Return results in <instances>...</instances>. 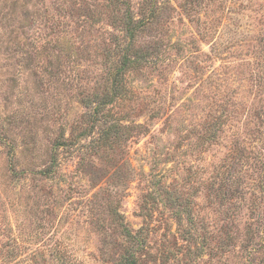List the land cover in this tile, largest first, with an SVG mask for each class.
<instances>
[{
	"label": "rangeland",
	"instance_id": "obj_1",
	"mask_svg": "<svg viewBox=\"0 0 264 264\" xmlns=\"http://www.w3.org/2000/svg\"><path fill=\"white\" fill-rule=\"evenodd\" d=\"M108 1L0 0V264H118L112 205L141 264H264V0H154L108 105L130 128L100 144L83 100L120 60Z\"/></svg>",
	"mask_w": 264,
	"mask_h": 264
},
{
	"label": "trees",
	"instance_id": "obj_2",
	"mask_svg": "<svg viewBox=\"0 0 264 264\" xmlns=\"http://www.w3.org/2000/svg\"><path fill=\"white\" fill-rule=\"evenodd\" d=\"M108 5L112 6L111 9L114 11L115 23H117L122 32L120 37L118 35L116 36V38H120L117 42V49L121 52L120 60L109 72L108 77H110V84L107 92L102 93L100 96H96L95 99L85 98L83 100L85 105L91 108V128L94 126H102L101 133L97 138V143L100 144H106L110 140L116 138L120 129L130 128V125L122 124L119 119H111L110 109L112 107H108V105L112 104L118 98H121L122 100L127 99L125 92L128 90L125 88V73L142 65L143 60L147 58V55L142 53L141 47L136 46L135 42L137 35L143 28L153 21L158 11L157 9L159 8L154 0H145L143 4L142 0H140L136 4L138 5L137 9L133 8L132 0H109ZM86 130L87 128L83 131V135L86 133ZM216 130L217 128L212 131L213 138L216 137ZM74 139L77 138L74 137ZM72 141L73 137L64 138L59 144L68 145L69 143L71 144ZM10 161L12 164L16 163L15 154L12 152L10 155ZM262 162H264V160H262ZM53 163L54 164L51 168H46L45 170H42V172L51 173L54 170L55 161ZM241 166H243V163H241ZM15 173L18 174L19 172L16 171ZM260 183L261 189L264 190V180ZM117 210L116 205H112L109 211L113 221L120 228L129 245L121 256L118 264H141L139 255L142 249V238L144 237L142 227L137 231H133L124 221L123 214ZM142 212L148 216V212ZM179 222L182 227V234H184L185 237L194 239L192 231V228L196 225L194 218L192 216L188 217V226H183L181 220H179Z\"/></svg>",
	"mask_w": 264,
	"mask_h": 264
}]
</instances>
